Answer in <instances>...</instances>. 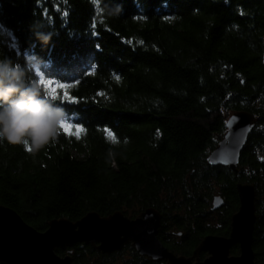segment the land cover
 <instances>
[{
    "label": "trees",
    "instance_id": "16d2710c",
    "mask_svg": "<svg viewBox=\"0 0 264 264\" xmlns=\"http://www.w3.org/2000/svg\"><path fill=\"white\" fill-rule=\"evenodd\" d=\"M4 56L36 57L43 66L33 78L67 85L55 96L43 87L73 128L35 152L0 144V205L40 232L56 219H135L153 208L161 242L189 257L206 236H229L236 186L253 184V249L264 263V0H0ZM235 112L257 120L238 172L207 162ZM215 196L224 200L217 211ZM56 252H71L73 264H167L132 245Z\"/></svg>",
    "mask_w": 264,
    "mask_h": 264
},
{
    "label": "water",
    "instance_id": "95a60500",
    "mask_svg": "<svg viewBox=\"0 0 264 264\" xmlns=\"http://www.w3.org/2000/svg\"><path fill=\"white\" fill-rule=\"evenodd\" d=\"M256 118L248 112L233 113L226 123L222 141L211 152L207 162L238 172L241 153L256 126ZM239 210L231 218L228 237L206 236L192 256H179L159 239L162 214L148 208L132 219L118 211L107 217L90 212L74 222L56 219L45 232L27 224L13 209L0 205V263L1 264H73L71 252L61 257L57 250L67 251L77 244L91 245L103 255L121 252L132 245L140 257L155 263L167 264H264L256 262L253 249L257 221V192L253 184L236 186ZM224 205L221 196H215L212 210ZM239 246V255L231 250ZM207 253L201 260L199 255Z\"/></svg>",
    "mask_w": 264,
    "mask_h": 264
},
{
    "label": "clouds",
    "instance_id": "9594fccd",
    "mask_svg": "<svg viewBox=\"0 0 264 264\" xmlns=\"http://www.w3.org/2000/svg\"><path fill=\"white\" fill-rule=\"evenodd\" d=\"M105 11L119 14L121 8L106 4ZM36 36L44 43L51 40V33L36 31ZM42 66L36 57L24 64L0 57V144L30 146L35 152L54 141L62 123L69 119L66 109L55 103L41 82L33 78L32 74Z\"/></svg>",
    "mask_w": 264,
    "mask_h": 264
},
{
    "label": "snow or ice",
    "instance_id": "6c2138e0",
    "mask_svg": "<svg viewBox=\"0 0 264 264\" xmlns=\"http://www.w3.org/2000/svg\"><path fill=\"white\" fill-rule=\"evenodd\" d=\"M40 82H41L42 85H45V84L48 85L49 89L52 91L53 96L56 95V90L57 89L66 88L67 87V85H65V84H58V83H56L54 81H51V80H43L42 79V80H40ZM53 84L56 85L55 88L52 87ZM61 128H63L65 130V132H68L69 134H71V130H72L73 126H70V125H68V124H66L64 122V123H62ZM81 131H83V129H81Z\"/></svg>",
    "mask_w": 264,
    "mask_h": 264
},
{
    "label": "rangeland",
    "instance_id": "374dc122",
    "mask_svg": "<svg viewBox=\"0 0 264 264\" xmlns=\"http://www.w3.org/2000/svg\"><path fill=\"white\" fill-rule=\"evenodd\" d=\"M124 257H125V258H128V257H129V255H128V254H127V255H124Z\"/></svg>",
    "mask_w": 264,
    "mask_h": 264
}]
</instances>
